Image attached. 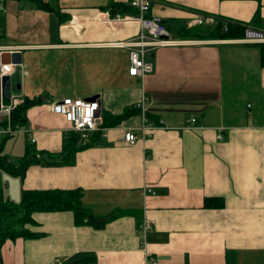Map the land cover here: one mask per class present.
Masks as SVG:
<instances>
[{
	"label": "crops",
	"instance_id": "obj_1",
	"mask_svg": "<svg viewBox=\"0 0 264 264\" xmlns=\"http://www.w3.org/2000/svg\"><path fill=\"white\" fill-rule=\"evenodd\" d=\"M44 1L53 9L0 0L2 65L13 68L8 74L16 90L20 84L17 96L35 100L26 125L5 142L10 161L18 162L28 146L62 150L72 130L51 110L54 100L98 98L103 116L141 110L78 150L73 164L33 163L23 177L0 168L5 196L14 202L23 190L80 188L89 214L107 218L77 224L70 210L35 211L27 226L39 235L7 239L3 264H55L57 258L146 264L147 255L158 264H264L260 46L180 30L210 31L215 23L189 25L206 13L264 31V0H151L149 15L160 16L177 43L153 51L154 71L144 78L129 74L123 45L140 32L136 12L106 17L112 3L129 0ZM14 50L22 52L20 65L12 63ZM143 111L162 125L133 144L125 141L128 129L141 126ZM191 116L197 122L187 126ZM207 197H221L224 205L207 206ZM145 219L152 228L142 242L138 228Z\"/></svg>",
	"mask_w": 264,
	"mask_h": 264
},
{
	"label": "trees",
	"instance_id": "obj_2",
	"mask_svg": "<svg viewBox=\"0 0 264 264\" xmlns=\"http://www.w3.org/2000/svg\"><path fill=\"white\" fill-rule=\"evenodd\" d=\"M38 7L46 10L53 8L44 0H34ZM111 16L117 13L135 11L138 9L128 4L112 3L110 5ZM223 18H219L214 27L203 33L199 29L181 27L182 35L194 36L196 38L215 39V38H242L248 25L236 21H229L227 28L223 25ZM261 51V63L264 65V42L258 43ZM30 99L17 105L11 114V124L14 127L25 126L27 122V111L29 106L34 103ZM140 108H126L120 115L103 116V126L109 127L120 123L131 115L140 112ZM156 121V120H154ZM2 125H6L4 122ZM100 131L90 133L87 139H83L81 134L70 131L64 138L62 150L59 152L37 151L32 147L27 148L26 153L18 162L10 161L9 157L3 152L6 140L10 135L0 137V168L13 175L24 176L28 167L33 163L45 164H73L76 160L78 150L90 146L102 137ZM83 191L80 188L74 189H28L23 190L20 202H14L5 196L4 185L0 173V264L2 262L1 247L7 239L18 237L38 236L39 233L32 232L27 224L34 222L32 214L35 211H60L70 210L74 212L75 222L84 224L89 221L90 210L82 202ZM205 204L211 207H222L224 200L221 197H207ZM114 215H112L113 217ZM86 261L73 264H85Z\"/></svg>",
	"mask_w": 264,
	"mask_h": 264
},
{
	"label": "built area",
	"instance_id": "obj_3",
	"mask_svg": "<svg viewBox=\"0 0 264 264\" xmlns=\"http://www.w3.org/2000/svg\"><path fill=\"white\" fill-rule=\"evenodd\" d=\"M129 4L138 9L136 19L140 22L141 29L137 36L131 40L124 42L123 45L129 48L130 67L129 74L139 78H144L146 75L154 71V61L152 58L153 51L166 45L177 43L171 36L170 31L165 25L163 19L157 15H149L151 9V0H129ZM106 17H111L109 12H106ZM115 17L121 18L119 14ZM219 18L201 13L198 14L192 21L190 26L197 24H204L206 22L216 23ZM223 25L225 29L230 20L224 19ZM242 41L251 43L264 42V31L247 26L244 37L240 38ZM9 64L1 65V75L12 72ZM145 99V97H144ZM24 102L21 96L13 95L8 105H1L0 108V137L12 135L23 127H14L11 124V114L13 109ZM53 112L62 114L66 121L70 124V129L81 134L83 139H87L90 133L100 131L105 135L108 127L103 126V115L101 112V101L98 98L84 99L75 97H65L61 100H54L49 103ZM142 124L138 130L128 129L124 133L125 141L135 143L140 138H145L151 134V131L162 125V120H151L144 111L142 112ZM6 122V125H2ZM197 122V117L191 116L187 119L186 125L193 126ZM199 127H202L199 124ZM29 132V128H25ZM222 138L221 135L218 136ZM34 141V139H33ZM152 228V222L145 219L139 226L138 232L142 236V242H145L148 232ZM55 264H65L64 260L57 258ZM146 264H158L155 257L147 255Z\"/></svg>",
	"mask_w": 264,
	"mask_h": 264
},
{
	"label": "water",
	"instance_id": "obj_4",
	"mask_svg": "<svg viewBox=\"0 0 264 264\" xmlns=\"http://www.w3.org/2000/svg\"><path fill=\"white\" fill-rule=\"evenodd\" d=\"M2 54L0 51V108L1 105L10 104L11 98L13 95L20 93V84H17V89L13 86L11 74H2L1 75V65H2ZM12 63L15 65H20L22 63V52L20 50H14L11 52ZM107 218H95L93 214H89V220L92 223H100L105 221Z\"/></svg>",
	"mask_w": 264,
	"mask_h": 264
},
{
	"label": "rangeland",
	"instance_id": "obj_5",
	"mask_svg": "<svg viewBox=\"0 0 264 264\" xmlns=\"http://www.w3.org/2000/svg\"><path fill=\"white\" fill-rule=\"evenodd\" d=\"M11 136V135H10ZM18 159V157L17 156H14V161H16Z\"/></svg>",
	"mask_w": 264,
	"mask_h": 264
}]
</instances>
